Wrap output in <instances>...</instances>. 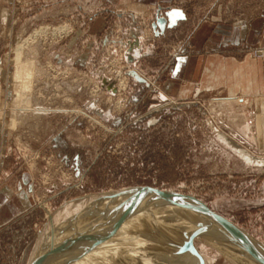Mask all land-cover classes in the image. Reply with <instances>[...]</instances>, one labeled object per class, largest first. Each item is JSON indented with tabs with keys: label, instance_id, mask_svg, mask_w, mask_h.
<instances>
[{
	"label": "rangeland",
	"instance_id": "rangeland-1",
	"mask_svg": "<svg viewBox=\"0 0 264 264\" xmlns=\"http://www.w3.org/2000/svg\"><path fill=\"white\" fill-rule=\"evenodd\" d=\"M80 3L0 0V193L29 180L22 185L28 197L19 191L26 207L0 224V264L47 260L52 250L41 252L52 247L46 234L60 228L61 241L75 237L58 264L118 234V243H149L158 264H260L244 255L231 262L216 245L235 246L224 228L182 204L100 215L114 204L94 199L140 186L178 191L264 243V119L246 117L253 106L218 102L210 93L184 98V78L167 91V78L157 77L184 52L182 37L193 25L243 20L264 0H194L189 24L156 44L150 18L142 17L150 48L134 59L123 24L114 42L86 53L87 37L74 30L86 16ZM260 50L252 47L251 56L264 59L255 55ZM194 229L198 235L186 238ZM153 252L134 254V264Z\"/></svg>",
	"mask_w": 264,
	"mask_h": 264
},
{
	"label": "crops",
	"instance_id": "crops-1",
	"mask_svg": "<svg viewBox=\"0 0 264 264\" xmlns=\"http://www.w3.org/2000/svg\"><path fill=\"white\" fill-rule=\"evenodd\" d=\"M80 1V15L86 16L74 30L87 37L86 53H93L96 48L103 50L114 42L116 27L121 28L123 24L122 31L129 32L127 35L132 37L127 44L134 59L135 55L146 54V48H150L142 34V17L150 18L154 30L152 44H156L170 30L189 24L188 8L194 0ZM89 3L91 6L87 7ZM182 39L184 52L173 58L166 70L168 76L166 72L157 73V77L167 78V91L178 86L184 78V98L210 93L218 102L253 106L250 116H245L258 115L264 119V59L253 58L250 54L252 47H264V7L251 17L231 23L201 20ZM27 181L28 178L23 177L16 187L18 191L10 188L0 193V224L26 207L19 191H25L26 195L22 185Z\"/></svg>",
	"mask_w": 264,
	"mask_h": 264
},
{
	"label": "water",
	"instance_id": "water-1",
	"mask_svg": "<svg viewBox=\"0 0 264 264\" xmlns=\"http://www.w3.org/2000/svg\"><path fill=\"white\" fill-rule=\"evenodd\" d=\"M138 78L140 79V77ZM149 193H153V195L151 197H148ZM101 195L102 196H99L94 200L105 198V199L116 200L117 202L114 204L113 207L108 209L107 211L108 214H117V213L126 214L132 211L136 212L140 209V207H144L148 204L162 206V205H166L167 203H176L177 205L183 204L185 207L192 208L193 210L196 208L198 213L200 214L201 212L206 213V215L201 214L202 216H204V220L215 222L221 227L229 230L232 233L230 239L234 243L239 244L240 247H242L244 251H247L253 259L259 260L264 264V243L262 241L255 238L247 231L242 229L239 225H237L234 221H232L225 215L217 212L212 207H210L206 202L193 195L183 194L178 191L161 189L152 186L124 188L120 191L108 192ZM248 237L252 238L257 243H260L262 247L261 248L255 246L250 247L246 245L244 240L250 241ZM235 238L237 239V242L235 241ZM68 242L70 241L65 239L62 241L61 244L58 245L59 247L58 249L53 248L52 253L48 255V258L51 257L50 259L45 260L46 259L45 257L42 258L38 256V258H36L31 264H51L55 260L59 259L63 254V252L67 250ZM192 244H193V237H191L190 239V245Z\"/></svg>",
	"mask_w": 264,
	"mask_h": 264
},
{
	"label": "bare ground",
	"instance_id": "bare-ground-1",
	"mask_svg": "<svg viewBox=\"0 0 264 264\" xmlns=\"http://www.w3.org/2000/svg\"><path fill=\"white\" fill-rule=\"evenodd\" d=\"M18 55H20L19 53H18ZM17 55V57L19 58L20 56H18ZM17 60V59H16ZM19 61V60H18ZM153 195V193H149L148 194V196L149 197H151ZM93 201V200H92ZM98 202V201H97ZM104 202H106V204H115V203H117L116 202V200H111V199H105L104 200ZM104 205H105V203H104ZM104 205H103V207H104ZM183 205V204H182ZM103 207H100V208H103ZM169 208H172V207H169ZM174 208V207H173ZM108 209H109V207H104L103 209H99V211H98V214H100L101 212H106V211H108ZM193 210V209H192ZM194 211H195V213H197L198 215H199V217H201V219H202V221H204L205 223H206V220H204V216H202V215H206V213L205 212H201V214L200 213H198L197 212V209L195 208L194 209ZM193 211V212H194ZM200 211V210H199ZM169 213V212H168ZM168 213L166 214V217L168 218ZM100 215H104V214H100ZM120 215V214H119ZM186 215V214H185ZM188 215V214H187ZM186 215V216H187ZM208 215V214H207ZM106 216H107V214H106ZM112 216V215H111ZM132 216V215H131ZM188 216H190V215H188ZM105 217V216H104ZM103 217V218H104ZM108 217V216H107ZM106 217V218H107ZM115 217V216H114ZM165 217V218H166ZM102 218V217H101ZM102 218V219H103ZM109 218V217H108ZM116 218V217H115ZM114 218V219H115ZM157 218H159V216H157ZM95 219H96V217H95ZM98 219L99 220H102V219H100L99 217H98ZM97 219V220H98ZM120 219V218H119ZM131 219H132V217H131ZM94 221V219L92 220V221H90V224L88 225V227L90 228V226L91 225H94V224H96L95 222H93ZM131 221V220H130ZM158 221V220H157ZM91 222H93V223H91ZM150 222H155V221H152V220H150ZM171 224H172V221L170 220L169 221ZM185 222V224L187 225V226H189V227H191L192 229H193V225L190 223V220H185L184 221ZM126 223H128V221H126ZM125 223V224H126ZM125 224L123 225V226H125ZM195 224V223H194ZM207 224V223H206ZM206 226V225H205ZM88 227H86L85 229H87ZM92 227V226H91ZM84 229V230H85ZM62 229L60 228L59 230L58 229H54L53 231H51L48 235L46 234V238H45V243H47V241L46 240H48V239H50L51 240V246L52 247H50L49 249H48V244L47 245H45L44 246V248L42 249V253H47V252H50L53 248H55V249H58L59 247H58V245L59 244H61L62 243V241H61V235H62ZM126 231V230H125ZM223 231V234H224V236L226 237V238H228V240L230 241V242H232V243H234L231 239H230V236H232V233L229 231V230H227V229H225L224 228V230H222ZM90 233V232H89ZM198 233H199V231H197L196 229H194V230H192V231H188L187 233H186V238L188 237V236H190V235H195V234H197L198 235ZM76 236H78V235H76ZM209 236V237H208ZM208 236H207V239H209L210 238V236H212L211 235V233H209L208 234ZM75 237V236H74ZM73 236H69V237H67V238H65V237H63V239L65 240V239H69V241H71V239H73L74 238ZM120 237H121V235L120 234H118V235H116V236H114L113 238H111V239H108V240H106V241H103V242H101L100 244H98L97 245V247H95V248H92V247H90V249H89V251H91V252H89L88 253V251H87V253H84L85 255H83V256H81V258H79V259H75L74 260V262H71V263H59V264H134V263H136V258L138 257V256H135L134 254H138L139 252H143V254H145V253H147V252H153V255L151 256V257H149V256H146V255H143L142 254V259H140V260H142V261H139V263L140 264H158L157 263V261H156V257H155V248L153 247V246H151L149 243H146L145 241H142V240H135V241H127V242H123V243H121V242H117L119 239H120ZM219 237V236H218ZM249 238V237H248ZM250 239V238H249ZM210 240V239H209ZM208 241V240H207ZM235 241L237 242V239L235 238ZM253 240H251L250 239V241H246V240H244V242H245V244L246 245H248V246H250V247H253V246H255V247H262L260 244H258V243H256L255 241H253ZM117 242V243H116ZM166 242V241H165ZM255 242V243H254ZM43 243V242H42ZM45 243H43L42 244V247H43V245L45 244ZM208 243H209V241H208ZM251 243H253V244H251ZM69 244H70V242H68V246H69ZM224 244V245H223ZM235 244V246L233 245V246H230V245H228V244H225V243H221V244H217L216 243V245H217V247H219L220 249L222 248V249H224V250H222L226 255H227V257L229 258V260H231V262H232V260L233 261H237V259L236 258H238L237 256H239V255H241V256H247L249 259H251L252 257H251V255L247 252V251H244L243 249H242V247H240V245L239 244H236V243H234ZM68 248V247H67ZM93 249V250H92ZM132 249V250H131ZM155 249V250H154ZM130 251H132L131 252V254H130ZM41 252H40V254H38V255H41ZM56 252V251H55ZM237 252V253H236ZM51 253H52V251H51ZM133 253V254H132ZM148 255V254H147ZM151 255V254H150ZM240 257V256H239ZM49 258H51V257H49ZM48 258V259H49ZM120 258H122L121 260H120ZM139 259V258H138ZM60 260V259H59ZM118 260H120L119 262H118ZM93 261V262H92ZM256 261H258L260 264H263L262 262H260L259 260H256ZM58 261H56V263H55V261H54V264H58L57 263ZM123 262V263H122ZM238 262V261H237ZM240 264L242 263V262H239ZM242 264H244V263H242Z\"/></svg>",
	"mask_w": 264,
	"mask_h": 264
},
{
	"label": "built area",
	"instance_id": "built-area-1",
	"mask_svg": "<svg viewBox=\"0 0 264 264\" xmlns=\"http://www.w3.org/2000/svg\"><path fill=\"white\" fill-rule=\"evenodd\" d=\"M255 55L258 57H264V51H262V50L257 51V52H255Z\"/></svg>",
	"mask_w": 264,
	"mask_h": 264
}]
</instances>
